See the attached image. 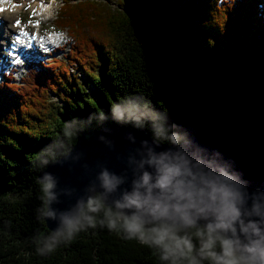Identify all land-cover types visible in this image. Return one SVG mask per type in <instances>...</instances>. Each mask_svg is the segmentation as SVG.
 <instances>
[{"label":"trees","instance_id":"1","mask_svg":"<svg viewBox=\"0 0 264 264\" xmlns=\"http://www.w3.org/2000/svg\"><path fill=\"white\" fill-rule=\"evenodd\" d=\"M136 1L60 7L56 25L97 96L64 62L0 82V264H216L219 242L205 249L202 226L143 224L191 241V252L164 259L161 246L130 238L123 219L110 229L111 207L87 203L58 233L44 219L39 172L80 133L107 125L146 128L170 145L215 137L264 166V0Z\"/></svg>","mask_w":264,"mask_h":264},{"label":"water","instance_id":"2","mask_svg":"<svg viewBox=\"0 0 264 264\" xmlns=\"http://www.w3.org/2000/svg\"><path fill=\"white\" fill-rule=\"evenodd\" d=\"M161 154L182 166L183 178L187 181L198 187L211 183L232 194L240 216L224 235L236 240L241 247L256 240L264 242V166L258 160L215 137H193L170 145L156 141L146 128L121 125L80 133L66 154L39 172L42 184L48 182L46 176H50L53 183V188L45 195L44 219L48 229L58 233L74 223L96 194L105 206L124 216L138 215L143 224L167 223L181 229L197 226L207 229V225L216 220L211 211L198 215L192 210L190 219L194 222L185 223L179 217L158 220L145 209L127 206L124 196L133 191L134 182L141 180L145 171L155 177V168L147 161ZM104 172L115 185L111 191L103 187ZM118 201L126 206L118 209ZM205 202H209L207 198ZM253 226L260 230L259 235L255 234Z\"/></svg>","mask_w":264,"mask_h":264},{"label":"clouds","instance_id":"3","mask_svg":"<svg viewBox=\"0 0 264 264\" xmlns=\"http://www.w3.org/2000/svg\"><path fill=\"white\" fill-rule=\"evenodd\" d=\"M147 163L155 168V177L145 171L141 180L134 182L133 191L124 196L127 206L145 209L158 220L179 217L185 223L194 222L190 219L192 210H195L198 215L211 211L215 214L216 220L207 225V240L204 243V248L211 249L219 242L221 252L219 254L209 252L216 264H264V242L256 240L241 247L236 240L224 235V232L231 228L240 216L229 191L217 188L211 183H207L206 187H198L192 181H187L183 178L185 171L182 170V166L173 162L166 154L153 156ZM188 174L190 175V173ZM45 179L48 182L43 185V190L48 193L53 188V183L50 176H46ZM102 179L103 187L108 191L115 187L107 172L102 174ZM141 189L144 191L142 192ZM205 198L209 201L208 203L205 202ZM201 204L204 206L201 207ZM125 206L119 201L116 203L118 209ZM102 207L104 204L100 196L89 199L88 208L90 211L97 212ZM106 215L109 217L108 227L110 229H115L117 220L123 219V226L130 238L138 236L142 243L161 246L165 252L164 259H168L170 254L180 253L183 255L185 249L188 252L192 250L191 241L187 237L176 235L174 228L168 225L153 228L150 230V234H146L143 221L138 215L123 216L119 212L112 213L110 210ZM88 219L90 226L95 227L93 219L91 217ZM254 231L256 235L260 234L258 228L254 227ZM200 235H205V233L201 232ZM192 264H195V261Z\"/></svg>","mask_w":264,"mask_h":264},{"label":"rangeland","instance_id":"4","mask_svg":"<svg viewBox=\"0 0 264 264\" xmlns=\"http://www.w3.org/2000/svg\"><path fill=\"white\" fill-rule=\"evenodd\" d=\"M38 0H14L13 2V6L14 5H19V11L16 14H13L9 11L4 12V17L6 20V22L4 21V23L0 24V30L2 31V35L0 37V80H2L3 77V73L4 70L7 69V67L9 68V62H7V60H11V58L9 57L8 52L6 51V46L7 44H11V41L14 37V34L16 32L21 31V28H23V26L30 24L29 23V19L31 18V20L34 18L35 15H33V12H35L36 15H38V4L37 2ZM48 1H53V0H48ZM74 1V0H73ZM116 0H109V2L113 3ZM191 1V0H190ZM193 1H198V0H193ZM62 0H56L52 3L53 5V10L50 11L46 16L42 17L44 18V20L41 22V28H42V33L46 34V32L52 31L53 32V27H54V23H55V17L57 15V13L60 10V5L62 4ZM135 4L139 5V3L135 0ZM30 5V7H29ZM20 14V15H19ZM11 15V16H10ZM17 15V16H16ZM22 17V18H21ZM49 18V19H48ZM20 20L21 21V25L20 27H14L15 21ZM5 23H7V26H5ZM9 27H13V28H9ZM58 43L60 45V51L54 55H50L48 57L45 58L46 62H50V61H54V63L56 64H60V63H67L70 67V69L72 70V72L74 74L79 75V77H81L83 79V75H80L79 72H81L80 70V66H78V64L76 63L74 59V57L72 55L69 54V46H70V39L68 37V35L66 34V32H59L58 34ZM32 59V58H31ZM28 60L25 59L23 61V63L17 67V73L14 76V79H19L20 78V73H25L27 72L29 69V66L32 67V69L34 68V64L37 61H34L33 58L32 60ZM43 60V59H42ZM73 63V65H72ZM45 65V64H44ZM63 66V64H62ZM39 69L43 70V66L41 65V63L39 64ZM84 81V79H83ZM86 81H84V86L85 88H87L90 92L91 95L93 96H97L99 94V90L95 87H93V84L90 83L89 85H87V83H85ZM53 97H57L56 95H53Z\"/></svg>","mask_w":264,"mask_h":264},{"label":"bare ground","instance_id":"5","mask_svg":"<svg viewBox=\"0 0 264 264\" xmlns=\"http://www.w3.org/2000/svg\"><path fill=\"white\" fill-rule=\"evenodd\" d=\"M37 2V1H36ZM37 4H38V6H37V8H38V12L41 14V19L42 20H44V18H42V17H44V16H46V14L44 15V13H45V11H47L48 10V8L50 7V4H47L46 3V1L45 0H38V2H37ZM2 5H4V6H6V10H5V12H7V11H9V12H11V13H13V14H16L18 11H19V6H17V7H14L13 6V1L12 0H8V2L7 3H2ZM53 8V7H52ZM20 15V14H19ZM5 15H4V13H2V14H0V22H2V23H4V21L6 22V20L7 19H5V17H4ZM11 16V15H10ZM17 16V15H16ZM22 18V17H21ZM10 25V24H9ZM8 25V26H9ZM5 26H7V23H5ZM7 26V27H8ZM9 28H13V27H9ZM27 30H28V25H25L24 26V28H23V31H26L27 32ZM3 31V30H2ZM2 31L0 30V37H1V35H2ZM29 34H31V33H29ZM52 36V35H51ZM29 37H30V35L28 36V39H29ZM26 41H27V39L25 40V37H21V42L20 43H26ZM13 58V57H12ZM1 60V59H0ZM38 64H40V63H38ZM37 64V65H38Z\"/></svg>","mask_w":264,"mask_h":264},{"label":"snow or ice","instance_id":"6","mask_svg":"<svg viewBox=\"0 0 264 264\" xmlns=\"http://www.w3.org/2000/svg\"><path fill=\"white\" fill-rule=\"evenodd\" d=\"M7 2H8V0H0V3H7ZM17 6H19V5H14V7H17ZM29 7H30V5H29ZM3 11H5V9L4 8H0V12H3ZM33 15H35V12H33ZM31 22L32 21H31V18H30L29 19V23H31ZM20 25H21V21L20 20L15 21L14 27H20ZM36 25L39 26V22L38 21L36 22ZM29 35L30 34L28 32H26V31H21L20 33H15L14 37H13V39L11 41L10 47L14 49L16 47V45L21 42V37H28ZM32 39H35L34 35L32 36ZM15 62L16 63H20L19 60H15Z\"/></svg>","mask_w":264,"mask_h":264}]
</instances>
